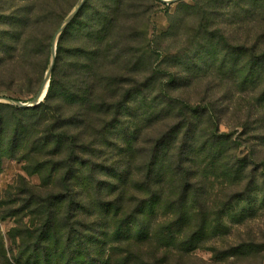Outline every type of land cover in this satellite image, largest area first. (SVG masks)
Instances as JSON below:
<instances>
[{
	"label": "trees",
	"instance_id": "trees-1",
	"mask_svg": "<svg viewBox=\"0 0 264 264\" xmlns=\"http://www.w3.org/2000/svg\"><path fill=\"white\" fill-rule=\"evenodd\" d=\"M90 1L58 40L45 99L0 104V174L8 160L26 175L0 203L1 220L15 223L8 248L0 235V264H179L264 215V0L197 3L192 37L208 39V68L247 97L229 132L207 95L190 104L161 86L176 74L150 66L137 75L152 59L137 39L159 0H100L84 23ZM230 27L245 38L230 41ZM196 59L176 65L187 82L199 77L188 73ZM243 144L249 153L239 158ZM209 178L222 194L211 208ZM213 252L262 262L264 234Z\"/></svg>",
	"mask_w": 264,
	"mask_h": 264
},
{
	"label": "rangeland",
	"instance_id": "rangeland-1",
	"mask_svg": "<svg viewBox=\"0 0 264 264\" xmlns=\"http://www.w3.org/2000/svg\"><path fill=\"white\" fill-rule=\"evenodd\" d=\"M79 1L0 0V98L27 103L35 97L50 65L54 35ZM200 1L181 0L172 4H164L160 1L155 4L150 2L151 10L144 16L145 21L143 22L146 35L142 40L137 39V42L142 47L148 46L152 59L147 63L149 64L148 69H141L137 75H149L150 66L154 67L155 71L176 74L178 79L175 82L170 83L171 79L165 78L160 83L161 86H165L174 96L190 104L201 102L207 95L206 100L213 101L219 112L222 120L221 130L229 132L240 112L242 111L241 115L244 114L245 104L242 101L247 97L241 98L243 94L226 86V83L217 81L216 78L219 75L215 73L216 70L208 68L207 62L212 57L207 47L208 39H198L199 41L195 42L192 37L200 19V12L197 8V3ZM100 7V0L90 1L84 10L83 22L88 21L93 10ZM123 31V27L118 29L116 35L122 34ZM227 33L230 41L233 42H240L246 36L245 29L235 32L234 27L227 28ZM74 40L76 39L65 40L62 44L63 49L72 46ZM196 56L194 66L188 73L193 76L197 68L200 71L199 77L187 82L186 73L181 74L182 67L176 65L178 62L190 63L191 58ZM0 104L6 103L0 102ZM257 117L256 111L252 120ZM238 132L236 136L242 131ZM248 153V147L243 144L239 148L238 156L242 158ZM258 153L260 157H264L262 149ZM23 164L8 160L3 162L0 174V203L4 202L9 194H14L15 188L13 187L18 178L26 176L23 172ZM30 181L36 185L40 184L37 175L31 176ZM206 183L208 203L211 208L215 198L221 197L222 194L219 191L218 182L209 178ZM14 226L13 219L4 221L0 218V235L7 248L10 245L7 233ZM263 234L264 215L244 225L234 227L230 237L224 243L216 241L213 244L214 242H211L206 247L194 251L191 257L182 259L179 264H264V260L256 262L253 259L254 256H241L235 261L233 257L226 261H219L213 252L214 248L222 252V249L227 246L236 245L243 240H248L249 237L259 241ZM114 257L116 255H113ZM169 264H176V262L170 259Z\"/></svg>",
	"mask_w": 264,
	"mask_h": 264
},
{
	"label": "water",
	"instance_id": "water-1",
	"mask_svg": "<svg viewBox=\"0 0 264 264\" xmlns=\"http://www.w3.org/2000/svg\"><path fill=\"white\" fill-rule=\"evenodd\" d=\"M159 1L164 3V4H172L174 2L181 1V0H159ZM85 2H86V0H80L78 2V4L75 6V8L71 11V13L66 18V20L64 21V23L62 24L60 29L54 35V38L52 41V57H51L50 65H49L48 71L45 75V78L43 80V83H42L39 91L35 95V97L27 103L15 101V100H12L9 98H0L1 103L11 104V105L18 106L21 108H30V107H35V106L39 105L45 99L47 92H48L50 80H51L52 69H53L54 63H55L56 46H57L58 40H59L60 36L67 29L68 25L74 20V18L76 17V15L80 11V9L83 7Z\"/></svg>",
	"mask_w": 264,
	"mask_h": 264
}]
</instances>
